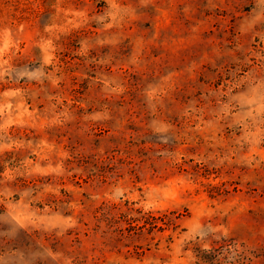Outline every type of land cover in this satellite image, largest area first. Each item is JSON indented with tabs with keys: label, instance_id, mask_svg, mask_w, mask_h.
Here are the masks:
<instances>
[{
	"label": "rangeland",
	"instance_id": "rangeland-1",
	"mask_svg": "<svg viewBox=\"0 0 264 264\" xmlns=\"http://www.w3.org/2000/svg\"><path fill=\"white\" fill-rule=\"evenodd\" d=\"M0 264H264V0H0Z\"/></svg>",
	"mask_w": 264,
	"mask_h": 264
},
{
	"label": "trees",
	"instance_id": "trees-1",
	"mask_svg": "<svg viewBox=\"0 0 264 264\" xmlns=\"http://www.w3.org/2000/svg\"><path fill=\"white\" fill-rule=\"evenodd\" d=\"M153 220H154V222L151 223L150 225H151L152 227H158V226H157V222H155V221H157L158 219L153 218Z\"/></svg>",
	"mask_w": 264,
	"mask_h": 264
}]
</instances>
